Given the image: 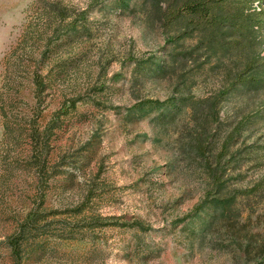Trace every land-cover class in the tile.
<instances>
[{"label":"rangeland","instance_id":"rangeland-1","mask_svg":"<svg viewBox=\"0 0 264 264\" xmlns=\"http://www.w3.org/2000/svg\"><path fill=\"white\" fill-rule=\"evenodd\" d=\"M140 2L0 0V264L264 261V79L229 94L204 152L197 149L201 127L187 108L168 123L155 119L156 110L127 117L141 100L178 95L173 78L137 65L168 60L172 47ZM74 23L78 30L69 31ZM196 41L186 39L183 49ZM259 62L264 71V58ZM222 64L234 66L223 54L201 67L189 60L192 93L226 87ZM35 71L45 90L37 91ZM72 99L76 106L61 115L49 148L60 173L49 169L40 179L28 158V130L34 120L43 130ZM231 134L221 180L235 196L234 209L215 217L210 205L180 221L211 197L210 164ZM33 208L47 217L36 238L44 247L23 250L19 262L8 236ZM135 219L151 228L132 225Z\"/></svg>","mask_w":264,"mask_h":264},{"label":"trees","instance_id":"trees-1","mask_svg":"<svg viewBox=\"0 0 264 264\" xmlns=\"http://www.w3.org/2000/svg\"><path fill=\"white\" fill-rule=\"evenodd\" d=\"M129 1L131 0H120V6H129ZM139 6L146 14L160 22L168 34L172 47L168 51V60L138 59L137 65L140 68L148 66L155 76L173 78L174 90L178 95L165 100L158 98L141 100L128 107L126 115L127 117L142 116L156 110L159 113L155 119L160 123H168L175 120L187 108L192 113V118L201 127L198 133L197 149L204 152L210 137H207L209 126L218 120L222 104L229 94L239 86H255L264 79V71L259 69L262 67L259 60L264 58L262 54L264 0H141ZM83 14L82 19H85V13ZM78 28V25L74 23L68 30L77 31ZM193 37L197 40L196 43L183 49V41ZM222 54L229 57L234 64L233 67L229 64L218 65L226 71L228 85L218 92L203 97L193 94L192 87L195 79H192L191 72L186 69L188 61L193 60L197 67H201L212 57ZM201 56H204L203 61H199ZM34 79L37 91L45 90L46 82L38 71H35ZM75 106L76 99L66 101L43 130L39 129L40 124H37L35 120L32 122L31 129L28 130L32 148L28 158L40 179L43 174L49 173V169L54 170L53 175L60 173L55 169V163L51 158L49 150L51 138L54 128L59 126L58 120L61 115L68 114ZM235 139L233 134L229 135L222 144L217 159L213 162L214 165L210 164L209 174L214 183V190L207 194L211 197H206L180 221L189 219L190 222L200 217L201 211L210 205L214 206L217 212L215 217L227 216L232 212L235 196L228 194V186L221 179L225 171L222 159L230 153L231 143H234ZM42 212L40 208L31 209L16 232L8 236V243L16 261L22 260L23 250L34 252L44 247L43 240L36 239L47 221V217ZM100 218L101 216L94 217L92 224H98ZM132 225H138L141 229L151 228L140 219H135ZM259 264H264V261Z\"/></svg>","mask_w":264,"mask_h":264}]
</instances>
